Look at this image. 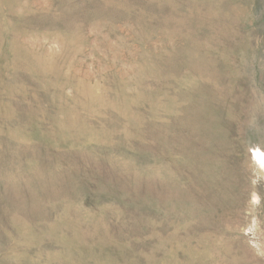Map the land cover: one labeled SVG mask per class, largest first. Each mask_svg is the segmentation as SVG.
<instances>
[{
	"label": "rangeland",
	"instance_id": "obj_1",
	"mask_svg": "<svg viewBox=\"0 0 264 264\" xmlns=\"http://www.w3.org/2000/svg\"><path fill=\"white\" fill-rule=\"evenodd\" d=\"M0 264H264V0H0Z\"/></svg>",
	"mask_w": 264,
	"mask_h": 264
},
{
	"label": "bare ground",
	"instance_id": "obj_2",
	"mask_svg": "<svg viewBox=\"0 0 264 264\" xmlns=\"http://www.w3.org/2000/svg\"><path fill=\"white\" fill-rule=\"evenodd\" d=\"M203 116V115H202ZM208 129V128H207ZM209 130V129H208ZM205 131V130H204ZM202 134V133H201Z\"/></svg>",
	"mask_w": 264,
	"mask_h": 264
}]
</instances>
